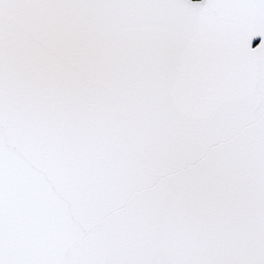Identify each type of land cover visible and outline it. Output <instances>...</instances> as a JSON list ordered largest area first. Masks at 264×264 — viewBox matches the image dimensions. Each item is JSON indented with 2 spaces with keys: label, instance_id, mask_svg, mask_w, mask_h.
Instances as JSON below:
<instances>
[{
  "label": "snow or ice",
  "instance_id": "obj_1",
  "mask_svg": "<svg viewBox=\"0 0 264 264\" xmlns=\"http://www.w3.org/2000/svg\"><path fill=\"white\" fill-rule=\"evenodd\" d=\"M0 264H264V0H0Z\"/></svg>",
  "mask_w": 264,
  "mask_h": 264
}]
</instances>
